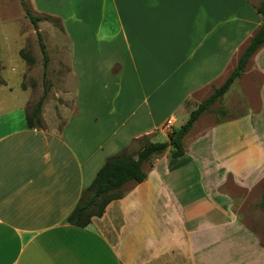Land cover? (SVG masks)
Masks as SVG:
<instances>
[{
	"label": "crops",
	"instance_id": "crops-1",
	"mask_svg": "<svg viewBox=\"0 0 264 264\" xmlns=\"http://www.w3.org/2000/svg\"><path fill=\"white\" fill-rule=\"evenodd\" d=\"M108 4L102 54L86 43L89 56L71 57L75 93L63 94L71 108L56 114L43 102L40 126L29 128V89L20 87L19 106L0 105V264H216V243L206 244L205 232L221 227L222 212L205 195L198 197L207 211L190 213L201 203L190 201L182 181L184 156L175 167L153 164L86 227L67 220L106 158L167 121L175 129L187 103L224 83L263 18L247 0ZM261 53L264 45L220 101L239 91L253 66L262 71Z\"/></svg>",
	"mask_w": 264,
	"mask_h": 264
},
{
	"label": "rangeland",
	"instance_id": "rangeland-1",
	"mask_svg": "<svg viewBox=\"0 0 264 264\" xmlns=\"http://www.w3.org/2000/svg\"><path fill=\"white\" fill-rule=\"evenodd\" d=\"M247 1L258 7L263 0ZM24 5L34 17L51 19L38 22L36 31ZM107 7L108 0H0V105L19 106L24 100L22 87L30 90L28 113L45 89L44 103H50L56 114L60 107L71 108L70 99L63 95L73 87L75 93L76 81L69 75L71 57H75V51L76 57L89 56L90 50L83 48L86 43L95 54H102L107 41L101 14ZM37 34L47 53L45 68ZM20 51L34 60L32 65L20 57ZM244 78L239 91L234 87L232 95L210 106L182 140L186 160L180 169L182 181L188 186L190 201L201 203L190 213L207 211L205 195L222 212L221 227L213 229L210 236L205 232V243H216L212 248L216 264H264V67L261 71L253 66L251 74ZM201 99L190 103L196 108ZM190 103L185 106L188 113L176 116L175 129L166 125L158 133L139 136L124 151L134 153L147 142L167 139L188 118L193 110ZM244 106L249 112L244 113ZM173 160L168 148L145 163L143 169L148 171L153 164L159 166L162 162L175 167L177 161ZM248 169L253 171L246 172Z\"/></svg>",
	"mask_w": 264,
	"mask_h": 264
},
{
	"label": "trees",
	"instance_id": "trees-1",
	"mask_svg": "<svg viewBox=\"0 0 264 264\" xmlns=\"http://www.w3.org/2000/svg\"><path fill=\"white\" fill-rule=\"evenodd\" d=\"M24 11L36 31L38 22L51 19L48 16L46 18L34 17L26 5H24ZM256 11L263 18V23L249 41L247 47L239 57L235 68L224 83L192 110L186 122L180 128L172 131L166 141L147 142L134 153L121 151L116 155L106 158L102 167L97 171L92 183L84 190L76 208L68 217L67 221L69 224L76 227H86L90 224L92 217H100L110 201L121 198L123 194L122 189L126 184L132 182L141 183L146 179L147 175L143 169V165L148 163L154 156L161 155L168 148H170V157L172 159L184 156L182 140L185 135L190 131L198 118L210 106L221 99L233 82L245 71L246 65L252 55L264 45V0L256 7ZM56 21L59 23V20ZM37 35L39 47L44 57L45 68L48 61L47 53L40 34ZM19 55L30 65L33 64L34 60L24 51H20ZM0 84H3L1 80ZM46 92L47 89L44 90L43 96L35 104L33 110L29 113L26 112L25 118L29 128L40 126L41 108L46 97ZM262 207H264V193L262 195Z\"/></svg>",
	"mask_w": 264,
	"mask_h": 264
},
{
	"label": "built area",
	"instance_id": "built-area-1",
	"mask_svg": "<svg viewBox=\"0 0 264 264\" xmlns=\"http://www.w3.org/2000/svg\"><path fill=\"white\" fill-rule=\"evenodd\" d=\"M171 124H172L171 121H167V123H166L167 127H170Z\"/></svg>",
	"mask_w": 264,
	"mask_h": 264
}]
</instances>
